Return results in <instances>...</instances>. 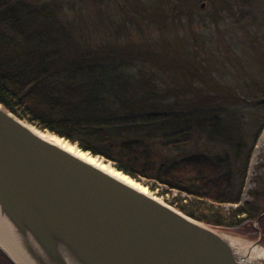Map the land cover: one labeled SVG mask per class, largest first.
I'll return each mask as SVG.
<instances>
[{
  "label": "trees",
  "instance_id": "1",
  "mask_svg": "<svg viewBox=\"0 0 264 264\" xmlns=\"http://www.w3.org/2000/svg\"><path fill=\"white\" fill-rule=\"evenodd\" d=\"M119 1L0 0V104L38 129L105 158L138 182L147 180L164 186L166 193L184 194L185 199L175 198L170 205L197 221L237 229L259 220L264 234V183L250 194L252 201L241 200L253 147L239 171L238 190L230 155L174 156L197 139L232 145L235 136L233 129L228 134L223 114L209 112L205 105L226 106L236 96L205 95L206 81L197 71L189 72L193 64L203 68L186 35L179 33L184 19L189 27L195 20L187 7L191 0H162L167 14L163 27L155 18L131 12L129 0ZM111 3L117 4L123 18L102 16ZM128 13L131 16L125 18ZM95 16L101 19L94 20ZM106 19L118 37L131 38L137 30L145 35V28L151 36L158 35L157 40L165 34L181 35L189 46L178 71L168 77V67L129 51L139 47L103 40L106 34L97 28ZM97 32L102 34L100 42ZM149 40L140 47L148 55ZM162 71L175 82L173 87L167 77L161 79ZM196 80L203 88L195 87ZM251 100L264 105V84ZM262 130L264 119L254 142ZM233 152L237 162L239 144ZM226 204L238 207L226 209ZM1 256L2 264H11Z\"/></svg>",
  "mask_w": 264,
  "mask_h": 264
},
{
  "label": "water",
  "instance_id": "2",
  "mask_svg": "<svg viewBox=\"0 0 264 264\" xmlns=\"http://www.w3.org/2000/svg\"><path fill=\"white\" fill-rule=\"evenodd\" d=\"M0 221L32 264H253L223 231L43 138L1 104Z\"/></svg>",
  "mask_w": 264,
  "mask_h": 264
},
{
  "label": "rangeland",
  "instance_id": "3",
  "mask_svg": "<svg viewBox=\"0 0 264 264\" xmlns=\"http://www.w3.org/2000/svg\"><path fill=\"white\" fill-rule=\"evenodd\" d=\"M161 1L129 0L128 5L131 12L143 15V17L155 18L157 23L163 27L167 14L162 10L163 4H160ZM119 2L122 3L121 0ZM178 4L180 3L175 2L174 5ZM202 5L204 6L202 7ZM187 7L195 20L192 27H189L186 25L188 20L184 19L185 25L180 28L179 33L184 37L186 35L190 41V51L195 55V60L198 64L203 66L201 69L196 64H193L194 69L189 70V72L197 71L201 78L206 81L209 87L204 86L205 95L216 97L219 93L220 95L229 94L236 96L234 99L231 98L232 100H229L226 106H221L220 102L219 108H217V103H207L205 105L209 112L223 114L228 123L227 132L233 129L231 136H235L232 138V145L210 142L205 138L197 139L183 147L174 156L179 158L193 154L209 156L230 155L233 163H235L233 177L236 190H238L240 187L239 171L243 166L246 153L253 147L241 196L242 203L252 201L250 194L256 191L258 187H261L259 184L264 183V140L256 151V145L264 130L260 133L257 141L254 142L259 126L264 119V105L251 100L252 93L258 92V86L260 87L264 84V0H191L187 3ZM76 9L79 11V4H77ZM93 14L96 15L94 12ZM72 16L71 19L73 18ZM102 16H108L113 19L120 17L121 19L124 17V13H121L116 3H111ZM129 16H131L130 13L125 18ZM97 17L95 16L93 19L95 20ZM98 18L101 19L100 17ZM100 23L103 27L101 29L98 27L97 29L104 31L106 34L103 40H112L119 45L124 43V45L131 44L133 47H139L137 51L131 48H129V51L139 54V57L142 55L145 58L151 57V61L157 65L158 63L165 65L170 69L167 72L169 74L168 77L172 76L171 71H178L177 66L181 65L182 60L186 56L189 44L184 42L181 39V35L176 33L165 34L160 37L161 39L157 40L158 35L151 36L145 28L143 32L146 37L144 34L140 35L137 30L136 35L131 38H125L122 36L118 37L115 30H110L107 19L106 22L100 20ZM100 35L102 34L97 32L98 42L101 41ZM147 39H150L149 42L151 41L149 55L143 46L140 49L142 43H145ZM155 69L159 72L161 71L158 68ZM138 71L140 72L139 69ZM134 73H137V71L134 70ZM165 74V72L160 74L161 79H166L167 76ZM167 84L173 87L175 82L168 78ZM193 84L195 87L203 88V85L197 80ZM237 97L241 99L238 100ZM238 144L240 145V158L236 162L233 158V150L234 146ZM254 153L255 163L253 165L251 161ZM101 159L106 161L105 158L101 157ZM106 162L111 163L115 167L112 162ZM140 183L148 189L152 196L167 205H170V202L175 198H186L184 194L175 190L166 193L167 189L164 186L155 185L147 180H142ZM152 185H154L153 189L151 188ZM172 207L176 208L175 206ZM223 207L236 209L238 205L226 204ZM218 229L253 244H257L258 239L262 236L258 245L264 248V234L259 230L260 227L256 223H247L237 229ZM1 255L5 256L13 264L2 251H0V264L3 263ZM262 264H264V261Z\"/></svg>",
  "mask_w": 264,
  "mask_h": 264
},
{
  "label": "bare ground",
  "instance_id": "4",
  "mask_svg": "<svg viewBox=\"0 0 264 264\" xmlns=\"http://www.w3.org/2000/svg\"><path fill=\"white\" fill-rule=\"evenodd\" d=\"M29 124V123H28ZM30 128L41 135L43 138L56 143L61 146L65 150L77 155L78 157L86 160L87 162L103 169L105 172L115 176L116 178L128 183L129 185L135 187L144 193H149L148 189L143 186L140 182L127 177L124 173L118 171L116 167H114L111 163L106 162L103 159H99L91 155L89 152H84L77 145L72 144L65 139H62L56 135L49 134L46 131H42L35 127L34 125L29 124ZM264 140V132L260 137L259 142L256 145V151L260 147V143ZM255 151V153H256ZM255 153L253 155L251 163L254 165L255 163ZM151 195V194H150ZM223 237L231 244V246L244 257L248 262L253 264H262L264 261V248L262 246L244 241L238 237L230 235L226 232H223ZM0 249L6 254V256L14 263V264H32L27 258L17 249V247L13 244L11 239L8 237L5 227L0 221Z\"/></svg>",
  "mask_w": 264,
  "mask_h": 264
}]
</instances>
